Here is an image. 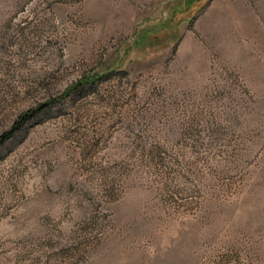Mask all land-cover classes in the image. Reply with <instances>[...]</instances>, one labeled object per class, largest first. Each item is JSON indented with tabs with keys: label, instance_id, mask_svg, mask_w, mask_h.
I'll return each instance as SVG.
<instances>
[{
	"label": "rangeland",
	"instance_id": "1",
	"mask_svg": "<svg viewBox=\"0 0 264 264\" xmlns=\"http://www.w3.org/2000/svg\"><path fill=\"white\" fill-rule=\"evenodd\" d=\"M14 126L0 264H264V0H0Z\"/></svg>",
	"mask_w": 264,
	"mask_h": 264
},
{
	"label": "trees",
	"instance_id": "2",
	"mask_svg": "<svg viewBox=\"0 0 264 264\" xmlns=\"http://www.w3.org/2000/svg\"><path fill=\"white\" fill-rule=\"evenodd\" d=\"M98 77V76H97ZM100 78V77H99ZM98 78V79H99ZM94 79H97V78H89V79H87L86 81L87 82H90L89 80H91V81H94ZM47 107L48 106V103H46V104H43V105H41L39 108H44V107ZM42 108V109H43ZM17 129V126H14V128L13 129H11L10 131H8V132H6L5 134H3L1 137H0V146L2 145V143L6 140V139H8L14 132H15V130Z\"/></svg>",
	"mask_w": 264,
	"mask_h": 264
}]
</instances>
